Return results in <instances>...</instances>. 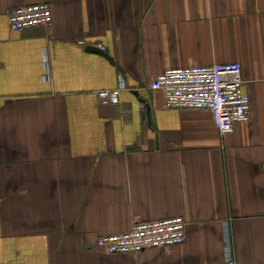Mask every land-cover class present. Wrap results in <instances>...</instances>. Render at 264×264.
<instances>
[{"label":"crops","instance_id":"1","mask_svg":"<svg viewBox=\"0 0 264 264\" xmlns=\"http://www.w3.org/2000/svg\"><path fill=\"white\" fill-rule=\"evenodd\" d=\"M40 3L49 27L10 28ZM215 64L241 65L251 97L225 137L151 88ZM123 82L121 104H101ZM176 217L182 246L97 247ZM228 234L237 264H264V0H0V264H225Z\"/></svg>","mask_w":264,"mask_h":264},{"label":"built area","instance_id":"2","mask_svg":"<svg viewBox=\"0 0 264 264\" xmlns=\"http://www.w3.org/2000/svg\"><path fill=\"white\" fill-rule=\"evenodd\" d=\"M52 9L47 3L16 8L9 16L10 28L23 32L36 27H49ZM102 50L105 47L100 46ZM120 87L98 93L103 105L121 104ZM162 91L168 109L193 110L209 113L222 136L234 133L236 126L250 120L251 97L245 91L242 67L239 64H215L172 69L158 76L151 84ZM187 225L181 217L161 221L136 222L129 232L105 235L98 239L97 247L109 255L140 254L149 249H167L182 246L187 240ZM225 264H237L227 238Z\"/></svg>","mask_w":264,"mask_h":264},{"label":"water","instance_id":"3","mask_svg":"<svg viewBox=\"0 0 264 264\" xmlns=\"http://www.w3.org/2000/svg\"><path fill=\"white\" fill-rule=\"evenodd\" d=\"M88 51L93 52V53H98L101 56H103L106 59H108L112 64H115L114 63V59H112V57L110 56L108 50H101V49H98V48H95V47H89ZM120 70H121L122 73L124 72L122 69H120Z\"/></svg>","mask_w":264,"mask_h":264}]
</instances>
